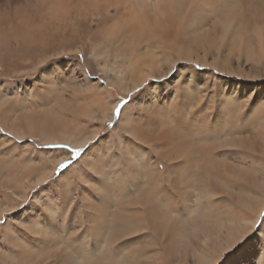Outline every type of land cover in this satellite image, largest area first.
I'll return each mask as SVG.
<instances>
[{
  "label": "bare ground",
  "instance_id": "1",
  "mask_svg": "<svg viewBox=\"0 0 264 264\" xmlns=\"http://www.w3.org/2000/svg\"><path fill=\"white\" fill-rule=\"evenodd\" d=\"M140 3L146 9L143 13ZM147 3L28 0L0 11V70L9 65L7 73L13 81L34 78L29 86L18 87L13 82L11 86L0 85V147L10 150V157L0 159V218L26 205L31 191L37 193L25 209L2 225L0 264H86V256L104 257L122 244L128 247L121 248L119 256L92 259L87 264H219L221 254L262 219L264 169L217 155L222 151V137L193 138L186 127L190 121L201 130L210 121L215 127L219 117L213 121L212 116L218 100L239 97L242 112L245 98L253 96L251 127L243 133L238 125L227 127V139L244 153L264 159V0H232L221 8L195 13L193 0ZM168 3V9L159 10ZM76 8L91 16L106 11L96 22H112L103 23L107 27L86 37L80 45H70L71 35L62 33L58 37L54 31L63 14ZM189 15L198 22L190 29L185 27ZM130 49L135 54L138 51L136 57L131 56ZM81 50L90 53L95 62L86 60V64L105 77L109 87L135 95L119 118L113 114L117 103L113 91L106 84L85 78L75 60H61L64 53ZM189 64L199 65L200 71L191 70ZM211 69H216L217 75L207 72ZM181 83L192 103L187 109L177 110L175 100ZM137 88L142 90L136 95ZM205 93H211L207 106L193 115L205 100ZM161 112L168 115L162 118ZM142 115L149 119H142ZM109 122L114 128L104 139ZM97 136L101 139L90 152L105 149V156L109 148L120 150L119 137L138 142L146 149L142 157L147 161L144 174L117 177L119 190L107 198L100 216L102 233L90 226L77 235L76 218L72 223H66L65 218L57 225L58 231L53 230L55 239L48 247H34L36 233L48 231L36 223L47 210L35 211L42 199L58 203L60 186L66 181L82 184L81 172L89 173L94 167L89 163L90 153L85 154L54 179L58 165L71 156L55 146L82 147ZM182 161H191L187 177L183 170L175 176L165 174ZM161 163L164 169L158 168ZM180 189L189 190L194 197L192 206L183 213L173 211L174 207H183L182 203L168 201L162 193L166 190L176 195ZM79 198L88 200L84 194ZM79 224L84 228L82 215ZM260 228L259 233L231 251L224 264H264V224ZM136 233L145 238L140 240ZM127 237L138 242L132 244Z\"/></svg>",
  "mask_w": 264,
  "mask_h": 264
},
{
  "label": "snow or ice",
  "instance_id": "2",
  "mask_svg": "<svg viewBox=\"0 0 264 264\" xmlns=\"http://www.w3.org/2000/svg\"><path fill=\"white\" fill-rule=\"evenodd\" d=\"M232 0H193L191 5L192 12H207L212 8H221L223 5L230 4ZM198 23L193 15H189L185 27L190 29V26ZM78 59H83V56H78ZM195 67H199L196 65ZM176 70H173L172 75H175ZM167 79V78H165ZM153 81L149 80L145 83L144 87H147L148 84ZM2 83V81H0ZM142 89L137 88L136 92H140ZM131 93L129 96L131 97ZM211 93H205V100L200 102L199 107L194 111L193 115H197L203 112L204 107L207 106V97ZM247 101L246 107L243 111H240L239 101L240 98L236 97L235 99H224L218 100L216 102L215 108L213 109L212 120H219L215 127H213L211 121L209 122L207 128L201 130L198 126H191V121L189 126L186 127V132L188 135L193 138L198 139H220V145L222 151L217 153V155L225 156L228 159L236 160L243 164H252L257 165L260 168L264 169V159H258L255 155H248L243 152L239 146L231 143L227 139V127L239 126V131L241 133L246 132L251 127L252 121H250V115L254 114L253 102L254 97L248 96L245 98ZM130 101H125L121 99L119 103H116L114 115L119 118L122 108L127 105ZM192 103V97H190L187 91L183 88L182 83L180 85V91L176 94L175 106L177 110L184 108L187 109ZM260 105L256 106V109H259ZM162 118L167 116L166 112H161L159 114ZM144 120H148L147 115H142L141 117ZM199 123V122H197ZM109 129L114 128V124L109 122ZM0 133H3V129H0ZM7 136H11L10 133H5ZM107 133L104 136V139H107ZM101 137L97 136L94 140L90 141L88 144L83 145L82 147H70L67 144L58 145L56 147L67 150L71 154V158L65 160L63 163H60L56 169L57 179L60 175L63 174L64 170L71 167V165L76 162L79 158H82L83 155L90 153V164H93L94 167L89 173L81 172L83 176V183L77 184L75 181L68 182L60 186L61 195L60 201L56 204H50L47 201L42 199L41 205L35 211H40V208H46L45 212L41 213V219L36 221V223L44 225L48 231L37 232L33 246L34 247H48L49 242L55 239L53 236V230L58 231L57 225L61 222L62 219L66 218V223H72L73 219L76 218L77 222L75 227L78 229L77 235L82 234L84 231H87L91 226L96 232L103 231V225L100 223V216L103 214V208L106 203L107 198H109L114 192L119 190V180L117 177L123 176L125 173H136L138 175H143L144 165L147 163L146 160H143L142 157L146 153V149L142 146H139L138 142H134L132 139L127 137H119L120 150L117 151L115 148L107 149V156H105V149H98L96 152H90L91 147L98 144ZM148 159H152L151 156ZM119 161V164L117 163ZM191 161H182L179 164L174 165L172 168L166 170L165 174L169 172L174 176L178 170H183L185 176L190 173ZM159 169H164L165 165L163 163L158 165ZM78 171H80L78 169ZM48 182L46 181L45 184ZM76 193L77 198L73 199V193ZM162 193L168 201H175L178 204L183 205V207H174L173 211H178L183 213L185 208L192 206L193 194L187 189H180L176 192V195L168 193L166 190H162ZM34 193L33 195H36ZM80 194H84L88 197V200H81L79 198ZM51 199V198H49ZM92 201L96 207L92 208V205L89 203ZM31 200H29V204ZM215 203V202H214ZM27 205H21L19 209H12L10 213H5L3 219H0V225L7 223V218H15L14 214L18 213L20 210H23ZM84 217L85 225L84 228H80L79 217ZM262 219L255 221L252 224V230L246 235L242 236L235 244L231 246L230 249L225 250L220 257L219 264H224V260L227 259V256L231 251H234L236 248L241 247L245 244L252 236L256 235L261 231L260 225L264 224V211L260 213ZM29 223L28 221H21V224ZM27 231L31 232L32 229L29 228ZM66 235V233H65ZM140 240L144 239V235L141 233L134 234ZM259 238V237H257ZM127 240L130 243H137V240H133L132 237H127ZM105 247H108L106 244ZM128 245H121L116 248H113L110 252H106L104 257L99 255L86 256L85 262L95 259L103 258H115L121 254V248H127Z\"/></svg>",
  "mask_w": 264,
  "mask_h": 264
},
{
  "label": "rangeland",
  "instance_id": "3",
  "mask_svg": "<svg viewBox=\"0 0 264 264\" xmlns=\"http://www.w3.org/2000/svg\"><path fill=\"white\" fill-rule=\"evenodd\" d=\"M27 1L28 0H26V1L25 0H11V1L10 0H0V11L1 10L13 9V7H15L16 5H21L24 2L26 4ZM146 2H148L147 5H149L151 3V0H146ZM173 2H174V4H177L178 3V0H173ZM179 3H180V1H179ZM7 4H8V6L10 8L7 7ZM139 6H140V8H139L140 9V12H142V13L145 12L144 10H146V9L143 8L142 3H140V5H138V7ZM169 6H170V3L165 4V5H161L159 7V10L161 11L162 8H164L166 10V9H168ZM109 10H110V8L106 6V11H109ZM106 11H103V12H106ZM103 12L100 11V13H98V14L95 13L94 16H91L89 13L85 12L81 8L80 9H77V8L76 9H72V11H68V12L66 11V14H65L66 16L63 14V16H64L63 20L58 21V24L59 25H58V27L56 29L57 30L59 29V30L58 31L57 30L54 31V33L56 32L58 34L57 35L58 37L59 36H62L61 35L62 33H65V34L68 33L69 35H71L73 37V42L70 45H73V44L80 45L85 40L86 37L91 36V35L94 36L96 33H98L100 30H102L103 27H104V25H105L103 23H106L108 25L109 22H112V21H103L100 24L98 23V21L96 22V19L97 18L98 19L99 18H103V17H101L102 14H103ZM111 12L112 11L110 10L108 12V14L111 13ZM36 21H37V16L35 17L34 22H36ZM29 26H31V23H29ZM81 51L82 52H76L74 54L64 53L61 56V60L62 61H66V60H69V59H72L73 61L75 60L74 62L78 66L80 65L81 71H82V73H83V75H84L85 78L88 77V79H90V81H94V82H98V83L100 82L101 85H105L106 84L108 86V81H106V78L103 77L100 73L94 72L93 69L89 65L86 64V60L89 61L90 63L91 62H93V63L95 62V60L93 59V57L89 55L90 53H85L83 50H81ZM47 52L48 53H51V50L49 49V50H47ZM83 52L86 54V56H85V54ZM137 53H138V51H136V54ZM130 54H131L132 57H136L137 56L131 49H130ZM80 55L83 56V59L82 60L81 59H78V56H80ZM117 64L118 65L121 64L124 67H126V65L124 64V62L118 61ZM187 66H189L191 70L200 71V68L199 67L198 68L195 67L194 64H189ZM8 67H9V65H4L3 69L5 68V70H0V81H2V83H0V85L1 84H3V85H8L9 84V86H11L10 83L13 82L12 85H17L19 87L20 85L22 86L23 84L29 86L31 83H33V82H30V81H33L34 78L33 79L32 78L31 79H27L26 78L25 80H18L17 79L16 81H13V78H11L8 75V73H7V72H10V70H9ZM207 72L214 74V76L217 75L216 69L207 70ZM10 79H12V80H10ZM151 81H154V80L152 79ZM108 88H109V90L111 92L113 91L112 92V94H114L113 100L114 101H117V103H119V101L121 99H123L125 101H130L131 102L134 99V97H135V95H131V97H130L129 95H126L125 93H119L115 88H113L111 86L110 87L108 86ZM134 94L137 95L138 93L136 92ZM108 124L109 123H106L105 124V128H104V131H103L104 133H106V132L109 131ZM0 136H3V133H0ZM23 141L26 142V139H23ZM2 147H3V149H2ZM6 147L7 146H5V148ZM46 148H48L49 150L52 149V147H46ZM46 148H44V149H46ZM58 148L59 147L54 148V149H58ZM59 149H61V148H59ZM62 150L65 151V149H62ZM9 151H10L9 149H4V146H1L0 147V159L7 158L8 156L10 157ZM37 151H40V149L37 150ZM70 158H71V156L69 157V159ZM56 177H57V174L53 178L55 179ZM32 195H33V191H31L29 193V195L27 197V203H26V205L29 204V200L32 199ZM0 197H1V195H0ZM6 213H10V211H7ZM4 214L5 213L2 214L3 217L0 218V219L5 218L4 217ZM1 227H2V225H0V230L2 229Z\"/></svg>",
  "mask_w": 264,
  "mask_h": 264
}]
</instances>
